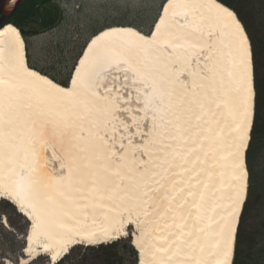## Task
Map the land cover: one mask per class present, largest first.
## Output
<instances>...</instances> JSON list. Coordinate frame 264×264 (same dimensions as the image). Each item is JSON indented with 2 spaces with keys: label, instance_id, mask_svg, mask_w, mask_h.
Here are the masks:
<instances>
[{
  "label": "bare ground",
  "instance_id": "1",
  "mask_svg": "<svg viewBox=\"0 0 264 264\" xmlns=\"http://www.w3.org/2000/svg\"><path fill=\"white\" fill-rule=\"evenodd\" d=\"M160 12L149 35L96 34L67 87L28 66L16 28H0V201L29 222L19 264H56L129 227L138 264H232L248 187L249 41L216 0H167ZM119 75L137 103L116 89ZM128 119L150 122L139 142L121 139ZM45 129L65 138L58 169Z\"/></svg>",
  "mask_w": 264,
  "mask_h": 264
},
{
  "label": "rangeland",
  "instance_id": "2",
  "mask_svg": "<svg viewBox=\"0 0 264 264\" xmlns=\"http://www.w3.org/2000/svg\"><path fill=\"white\" fill-rule=\"evenodd\" d=\"M164 2L165 0H64L60 4L63 12L62 21L56 29L40 35L26 34L22 39L26 61L40 73L48 75L57 83H65L67 77L68 80L70 79L83 48L92 36L107 28L125 26L136 27L142 32H147L151 27V32L154 23L159 18ZM115 81L120 84L116 89L121 90L130 102L137 103L135 90L130 84L124 82L123 75L117 76ZM154 116H156L155 113ZM124 123L125 125L119 127L118 131L125 144L130 141L139 142L142 136L137 135L136 128L147 130L150 124V122L147 123L143 119H140L137 123L128 119L124 120ZM43 138V146H45L50 161L53 162L52 167L58 169L59 164L64 163L65 160V154L63 153L64 135L56 137L45 129ZM259 158L258 164L254 168L257 183L262 180L261 176L264 177V153ZM251 184L256 183L252 180ZM155 194L156 192H154ZM0 202L7 203L14 209L7 210L5 205L0 209V213H6V210L8 212L7 216L0 214V264H19L20 260L25 259L23 250L29 222L18 213L11 203L6 200ZM158 204L161 208V200L158 201ZM148 210L153 215L154 206L148 205ZM245 221L247 220L245 219L244 223ZM9 223L13 224V228L16 230L14 231L15 234L12 233ZM135 233L137 232L129 227L126 236L118 240H129L132 246V236ZM76 247L86 248L83 245ZM244 247L242 246L241 249L244 250ZM239 254L236 260L238 258L242 259L241 253ZM240 260L238 259L239 262ZM261 261L259 264H264L263 260ZM29 264L50 263L46 256H38Z\"/></svg>",
  "mask_w": 264,
  "mask_h": 264
},
{
  "label": "trees",
  "instance_id": "3",
  "mask_svg": "<svg viewBox=\"0 0 264 264\" xmlns=\"http://www.w3.org/2000/svg\"><path fill=\"white\" fill-rule=\"evenodd\" d=\"M216 1L235 15L245 31L251 49L254 108L245 153L249 185L236 230L233 259L241 253L242 259L238 258L241 264L253 261L259 264L261 260L264 263V177L261 176L262 180L257 183L254 168L264 153V0ZM62 16L63 12L56 0H23L6 24L20 30L23 37L26 34L40 35L56 29L62 21ZM131 27L139 31L138 28ZM150 29L151 27L147 32H139L149 35ZM28 66L38 71L29 63ZM41 74L49 77L42 72ZM67 81L68 77L65 83L58 84L67 87ZM252 180L256 184L252 185ZM4 205L7 210H14L4 202L0 204V209ZM7 210L6 213L0 214L7 216ZM245 219L247 221L244 223ZM9 226L15 234L13 224L9 223ZM242 246H245L244 250L241 249ZM56 264H138V259L137 252L129 240H118L98 247H74Z\"/></svg>",
  "mask_w": 264,
  "mask_h": 264
},
{
  "label": "water",
  "instance_id": "4",
  "mask_svg": "<svg viewBox=\"0 0 264 264\" xmlns=\"http://www.w3.org/2000/svg\"><path fill=\"white\" fill-rule=\"evenodd\" d=\"M167 0H165V2L163 3V6L165 5ZM23 2V0H0V28H2L3 26L6 25L9 17L14 13V11L21 5V3ZM162 9V8H161ZM161 14V12L159 13V15ZM159 18H157L158 20ZM156 20V21H157ZM8 25V24H7ZM155 25V24H154ZM19 35L22 38V32L20 30H18ZM95 36V35H94ZM94 36H92L90 39H92ZM89 39V41H90ZM88 43V42H87ZM86 47V45H85ZM84 47V48H85ZM84 48L81 52V56L82 53L84 51ZM80 56V57H81Z\"/></svg>",
  "mask_w": 264,
  "mask_h": 264
},
{
  "label": "flooded vegetation",
  "instance_id": "5",
  "mask_svg": "<svg viewBox=\"0 0 264 264\" xmlns=\"http://www.w3.org/2000/svg\"><path fill=\"white\" fill-rule=\"evenodd\" d=\"M64 0H56V2H57V4H58V6L60 7V4L63 2ZM61 8V7H60ZM232 264H241L239 261H238V259L236 260L235 258L233 259V261H232ZM249 264H255V263H253V262H251V263H249Z\"/></svg>",
  "mask_w": 264,
  "mask_h": 264
}]
</instances>
